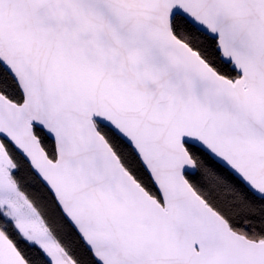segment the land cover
<instances>
[{
  "label": "snow or ice",
  "instance_id": "1",
  "mask_svg": "<svg viewBox=\"0 0 264 264\" xmlns=\"http://www.w3.org/2000/svg\"><path fill=\"white\" fill-rule=\"evenodd\" d=\"M0 264H264V0H0Z\"/></svg>",
  "mask_w": 264,
  "mask_h": 264
}]
</instances>
